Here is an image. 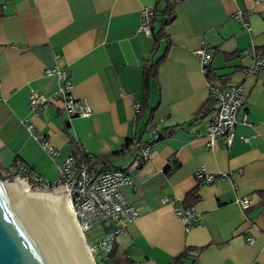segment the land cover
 <instances>
[{"label": "crops", "instance_id": "crops-1", "mask_svg": "<svg viewBox=\"0 0 264 264\" xmlns=\"http://www.w3.org/2000/svg\"><path fill=\"white\" fill-rule=\"evenodd\" d=\"M167 1L0 0V171L51 181L75 149L72 140L95 156L119 150L107 164L130 168L131 184L119 191L137 217L98 264H264V68L248 72L264 47V0H178L172 19L162 24ZM145 6L158 13L150 22L152 32L162 34L155 49L153 33L139 28ZM203 43L211 48L213 81L239 80L244 87L229 146L221 140L207 145L213 111L200 110L208 82L194 54ZM150 57L155 74L137 115L133 103L142 98ZM51 67L66 70L72 94L88 101L89 115L68 117L59 100L30 111V91L50 94L62 82L47 72ZM24 119L56 155L30 135ZM157 122L161 137L146 160L138 162L135 146L121 149L126 139H147ZM200 168L229 178L199 182ZM188 192L193 196L186 201ZM190 204L199 217L186 227L174 209Z\"/></svg>", "mask_w": 264, "mask_h": 264}, {"label": "built area", "instance_id": "built-area-1", "mask_svg": "<svg viewBox=\"0 0 264 264\" xmlns=\"http://www.w3.org/2000/svg\"><path fill=\"white\" fill-rule=\"evenodd\" d=\"M152 16V7L145 6L140 9L139 28L147 35L151 34ZM235 16L247 27V21L242 12L237 11ZM194 54L200 63L201 72L205 75L211 55L210 46L203 43L194 50ZM262 68H264V54L255 52L248 72L255 73ZM47 72L55 73L62 82L50 94L30 91L27 98V106L30 111L37 113L52 101L59 100L68 117L87 116L91 113L88 101L72 94V84L64 68L51 67L47 69ZM207 82L208 96L212 100L211 109L213 111L206 130L207 145L211 146L221 140L229 146L234 138V127L238 122L237 115L244 105L243 84L239 80L233 82H209L207 80ZM133 107L137 112L140 101H134ZM244 119L243 115L242 120ZM24 124L26 130L40 142L48 154L56 155L57 150L48 143L44 135L32 123L24 119ZM160 137L161 126L157 122L150 127L147 139L134 141L131 144L139 149V163L148 158L153 143ZM20 167L26 168L23 164H20ZM129 170L130 168L122 169L110 166L80 146L63 158L53 180L49 181L37 175L30 179V182L41 187L63 189L73 213L75 226L83 238L85 232L90 228L105 224L106 229L103 234L90 242H85L95 264L102 262L107 257L115 235L122 232L126 224L137 217L134 207L124 199L119 191L120 184H131ZM216 177L226 179L229 178V175L226 172L208 173L202 168L196 171V178L199 179V182H210ZM239 202L243 207L248 205L247 197H241ZM174 211L181 217L186 227L199 217L194 204L177 207ZM248 240L251 241L252 238L249 237Z\"/></svg>", "mask_w": 264, "mask_h": 264}, {"label": "water", "instance_id": "water-1", "mask_svg": "<svg viewBox=\"0 0 264 264\" xmlns=\"http://www.w3.org/2000/svg\"><path fill=\"white\" fill-rule=\"evenodd\" d=\"M60 187L0 171V264H79L54 205Z\"/></svg>", "mask_w": 264, "mask_h": 264}, {"label": "trees", "instance_id": "trees-1", "mask_svg": "<svg viewBox=\"0 0 264 264\" xmlns=\"http://www.w3.org/2000/svg\"><path fill=\"white\" fill-rule=\"evenodd\" d=\"M173 3H174L173 0H168L165 9L161 12V14H162L161 22H162V24H166L169 20L172 19L173 15H172L171 9H172ZM156 15H158L157 9H154V13H153V16H152V19H151V23L154 22V19H155ZM150 27H151V25H150ZM152 30L153 29L151 27V34L153 33ZM153 36H155V38H156L155 39V43H154L155 46L153 48V49H155V47L157 46V42L159 40L158 38H160L162 36L161 29H159L158 31L153 33ZM257 51L260 54H264V47L258 48ZM207 66H208V64H207ZM155 67H156V62H153L151 57L148 58L145 61L144 65H143L144 85H143V89H142V98L140 100V107H139V109L137 111V113H138L137 115H139L143 111V109L146 108V106H147V96H148V89H149V78L152 77L155 74ZM205 77H206V79L209 82H213L214 76H213L209 66L207 67V72L205 73ZM211 106H212V100H211L210 96H208V98L205 101V103H203L200 106V110H202V111L204 110V112H205ZM71 142H72L73 146L75 147V149L79 148L77 146V144L73 140ZM133 142H134V140H132V139H126L124 141L123 146H122L121 149L128 148L129 146H131V144ZM118 152H119V150L114 151V152L109 153V154H106V155H103V156H98V159L107 164V160H109V157L115 155ZM190 195L193 196V193L192 192L191 193L188 192V194L186 195V199H187L186 201H188L190 199ZM192 198H194V197H192ZM188 203H190V202H188ZM186 252H187L186 249H184L179 254V257H184L186 255Z\"/></svg>", "mask_w": 264, "mask_h": 264}, {"label": "bare ground", "instance_id": "bare-ground-1", "mask_svg": "<svg viewBox=\"0 0 264 264\" xmlns=\"http://www.w3.org/2000/svg\"><path fill=\"white\" fill-rule=\"evenodd\" d=\"M54 205L60 213V218L67 232L70 233L72 247L77 251L79 264H94L90 252L86 249L83 235L75 228L71 207L65 195H57Z\"/></svg>", "mask_w": 264, "mask_h": 264}, {"label": "rangeland", "instance_id": "rangeland-1", "mask_svg": "<svg viewBox=\"0 0 264 264\" xmlns=\"http://www.w3.org/2000/svg\"><path fill=\"white\" fill-rule=\"evenodd\" d=\"M67 199V198H66ZM76 228V226H75ZM77 229V228H76ZM103 231H101L100 227L96 226V227H93V228H90L89 230H87L85 232V235H84V239H85V242H90L91 240L95 239L97 236H99ZM103 234V233H102ZM88 253H89V250L88 248L86 247ZM92 257V256H91ZM95 264V263H94Z\"/></svg>", "mask_w": 264, "mask_h": 264}]
</instances>
